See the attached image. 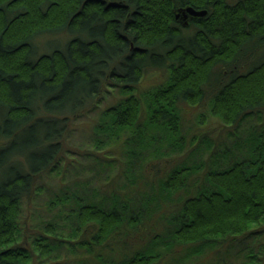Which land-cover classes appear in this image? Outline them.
<instances>
[{"label": "trees", "instance_id": "1", "mask_svg": "<svg viewBox=\"0 0 264 264\" xmlns=\"http://www.w3.org/2000/svg\"><path fill=\"white\" fill-rule=\"evenodd\" d=\"M186 7L206 14L185 26ZM61 33L39 53L36 37ZM151 70L167 79L143 107L135 91ZM111 89L122 98L101 124L125 148L128 181L54 192L44 205L69 230L42 223L32 250L52 264H264V126L209 163L163 152L204 139L183 134L184 104L234 129L264 116V0H0V264L32 263L23 203L50 189L76 121ZM63 245L73 257L58 263Z\"/></svg>", "mask_w": 264, "mask_h": 264}, {"label": "rangeland", "instance_id": "2", "mask_svg": "<svg viewBox=\"0 0 264 264\" xmlns=\"http://www.w3.org/2000/svg\"><path fill=\"white\" fill-rule=\"evenodd\" d=\"M187 22L185 26L188 25ZM65 37H67V35L63 33L53 35L47 34L36 37L37 44L41 46L39 53H43L42 44H44L47 39L57 38L58 40L64 41ZM53 41H49L48 44L54 45ZM166 79L167 73L162 70H151L144 75L138 90L135 91V95L142 101L143 107L147 105L149 90L164 84ZM111 90L112 91H109L108 95H105L96 112L89 114L85 119L76 121L74 130L66 142L68 148H70L66 161L62 164L59 174L48 177L45 180V185L50 186V189L45 190L31 205L23 203L20 216L19 235L23 243L22 246H24L27 251L32 252V263L30 264L53 263V261L51 262L47 257L42 256L40 251H33L31 248L33 247L31 242L33 237H37L36 235L46 236L43 231L46 226L44 227L42 223H49L51 220L56 219L57 221H55L58 226L55 225V228H57L58 232L65 234V232L69 230L64 219L65 217H58L56 211H49L48 208L45 207L44 202L48 200V197L52 196L54 192H58L63 186H66V188H73L82 183H88L89 187H95L99 185V183L106 185L111 179L117 178L119 174H121L122 178L117 180L118 185L125 184L128 181L124 171L122 172V170L126 169L122 168V163L120 165V162H126L123 156L124 154H122L125 148L122 147V143L112 144L108 137L109 133L104 129L107 125L101 124L103 121H109L104 119L103 111L109 105L122 98L117 90ZM204 100V103H206L207 99ZM207 108L206 104H204V106H189L187 104L180 106L179 110H181L184 121L182 126L183 134L188 132L189 137H187V139L190 137H196L197 139L200 136H204V139L199 141V144L195 141L193 146H190V148L188 146L183 151L181 149L174 150L165 148L163 152L168 154V158L183 160L189 157L186 160L189 164L209 163L212 150L216 149V152L222 153V149L225 147H227L229 151L241 146L245 147L243 141H245L249 135L253 134L254 131L257 132L261 130L259 125L264 126V116L255 115V118H249L248 123L243 124L239 128L234 129L232 127H226L216 117L207 113ZM204 113L206 116L205 121L201 122L198 116ZM150 132L151 131H149V133ZM126 138L127 137L124 138L125 142L127 140ZM95 139L106 140L107 142L97 147ZM208 142L210 146L212 143L211 147L208 145ZM42 185H44V183H42ZM173 202H175L174 198H172L170 203ZM37 230H40V232ZM65 245L56 252L57 255H61L60 258H58V263L65 257H73V254L69 253ZM62 263L63 261L60 264Z\"/></svg>", "mask_w": 264, "mask_h": 264}, {"label": "water", "instance_id": "3", "mask_svg": "<svg viewBox=\"0 0 264 264\" xmlns=\"http://www.w3.org/2000/svg\"><path fill=\"white\" fill-rule=\"evenodd\" d=\"M206 14L205 10H195L192 7H186V8H182L179 9L177 14H176V18L180 19L183 24L185 25L187 20L190 17H202Z\"/></svg>", "mask_w": 264, "mask_h": 264}]
</instances>
